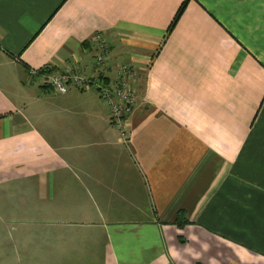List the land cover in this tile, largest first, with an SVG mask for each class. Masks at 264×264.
Wrapping results in <instances>:
<instances>
[{
    "label": "crops",
    "instance_id": "obj_1",
    "mask_svg": "<svg viewBox=\"0 0 264 264\" xmlns=\"http://www.w3.org/2000/svg\"><path fill=\"white\" fill-rule=\"evenodd\" d=\"M182 1L0 0V196L53 175L56 146L102 205L0 219V264H264V0ZM96 34L109 76L136 72L125 140L94 89L27 74H90Z\"/></svg>",
    "mask_w": 264,
    "mask_h": 264
},
{
    "label": "built area",
    "instance_id": "obj_2",
    "mask_svg": "<svg viewBox=\"0 0 264 264\" xmlns=\"http://www.w3.org/2000/svg\"><path fill=\"white\" fill-rule=\"evenodd\" d=\"M109 57V48L104 43L92 59L90 74L78 71L71 64L62 67L29 68L27 74L29 77L40 78L43 86L56 93H66L71 86L79 90L94 89L108 109L110 123L125 140L128 135L127 120L136 97V72L131 65L119 63L114 76H109L107 73L112 66Z\"/></svg>",
    "mask_w": 264,
    "mask_h": 264
},
{
    "label": "rangeland",
    "instance_id": "obj_3",
    "mask_svg": "<svg viewBox=\"0 0 264 264\" xmlns=\"http://www.w3.org/2000/svg\"><path fill=\"white\" fill-rule=\"evenodd\" d=\"M90 41L96 48L94 55L99 51L100 45L105 43L104 38L99 35L93 36ZM43 103L46 104V102ZM33 119H35V125H38L39 128L45 122L44 119H41L37 115H34ZM53 147V160L50 162L54 166L53 175L51 172L48 178L43 179L35 172L33 176L18 178L17 205H9L8 196L10 197V194L2 190L1 193H3L0 196V202L2 203L0 205V219L17 218L19 221L28 219L34 222L42 221L46 218L77 220L83 219L82 212H84L81 211L79 205H91L92 209L93 207H98V210L102 207V205H95L93 194L75 192V189L78 187L74 185L73 174L66 173L69 176L62 177L60 175L59 177V172L57 171L59 151L58 147ZM62 157L65 159L64 155ZM39 173H41V170ZM47 175L48 172L46 173V177ZM26 189L27 193L25 192Z\"/></svg>",
    "mask_w": 264,
    "mask_h": 264
},
{
    "label": "trees",
    "instance_id": "obj_4",
    "mask_svg": "<svg viewBox=\"0 0 264 264\" xmlns=\"http://www.w3.org/2000/svg\"><path fill=\"white\" fill-rule=\"evenodd\" d=\"M185 2H186V0H185V1H182L181 5L179 6V9H178V11H177V14L181 11V9H182V7L184 6ZM177 14H176V15H177ZM174 19H176V16H175ZM180 213H181V214H180ZM182 216H183L182 210H179L178 213H177V217H176V220L179 221V224H178V225H181V224L183 223L182 221L179 220L180 217L182 218Z\"/></svg>",
    "mask_w": 264,
    "mask_h": 264
}]
</instances>
